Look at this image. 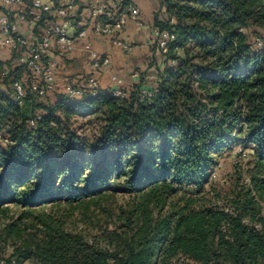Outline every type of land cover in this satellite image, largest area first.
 Returning a JSON list of instances; mask_svg holds the SVG:
<instances>
[{
    "label": "trees",
    "instance_id": "16d2710c",
    "mask_svg": "<svg viewBox=\"0 0 264 264\" xmlns=\"http://www.w3.org/2000/svg\"><path fill=\"white\" fill-rule=\"evenodd\" d=\"M161 4L153 27L175 39L150 99L140 80L121 87L124 97L100 86L36 106L29 89L20 104L11 84L24 70L0 73V213L23 209L0 231L13 243L7 264H264V0ZM79 118L99 123L92 140L74 127ZM238 143L253 151L246 177L212 194L219 160ZM119 193L143 216L122 232L88 239L64 218L27 222L36 208Z\"/></svg>",
    "mask_w": 264,
    "mask_h": 264
},
{
    "label": "built area",
    "instance_id": "2783aa9c",
    "mask_svg": "<svg viewBox=\"0 0 264 264\" xmlns=\"http://www.w3.org/2000/svg\"><path fill=\"white\" fill-rule=\"evenodd\" d=\"M81 2L86 4L82 8ZM129 21L139 29L146 26L140 7L128 4L127 0H0V73L2 77L9 76L13 68L3 64V56L15 53L17 67L39 80L27 85L23 79H13L14 99L22 104L29 89L46 97L56 90L63 57L75 52L80 44L94 73L82 83L67 84L64 92L72 98L94 95L100 88L96 74L109 72L112 60L94 48L90 34L114 37L115 44L130 52L132 46L119 38ZM174 39L175 35L168 30L153 27L149 44L165 53ZM262 47L263 42L257 40V48ZM133 77L138 79L139 73H133ZM111 80L115 86L113 95L124 97L123 80L115 75ZM140 95L141 100H146L152 97V92L143 87ZM35 124L31 121L32 126ZM0 264L7 261L0 259Z\"/></svg>",
    "mask_w": 264,
    "mask_h": 264
},
{
    "label": "rangeland",
    "instance_id": "374dc122",
    "mask_svg": "<svg viewBox=\"0 0 264 264\" xmlns=\"http://www.w3.org/2000/svg\"><path fill=\"white\" fill-rule=\"evenodd\" d=\"M127 2L128 4L133 3L132 0H127ZM157 4L159 6L156 7V14H160L163 17L161 0H157ZM85 5L86 4L81 2V8ZM86 22L87 20H85V23ZM106 55L110 56L108 53H106ZM69 56L70 54L63 57V66L66 65L65 69H67V64L70 58ZM77 56V63H73L70 65V67H68V69L71 70V73L66 76L64 74L61 76L64 81L63 83H57L55 91H63L65 86L69 83H82L87 76L94 73L88 67L89 62L86 55L84 56L82 54H77ZM3 57L5 59L3 60V64L5 66L13 69L17 68L18 60L15 53L4 54ZM83 63L87 65L86 68L80 67ZM166 65L167 63L166 59L164 58V52L154 46L153 51H149V54L138 56V59L134 62V65L129 66V70L126 75H124V78L125 80H129V76H132L133 73H139L142 84L145 86H151L157 80L159 72L164 70ZM60 72L63 73V69H60L59 73ZM96 75L99 78L101 86L103 76L99 73ZM21 77V79H23L27 85H30L32 82L38 83L39 80L36 78V76L24 72H22ZM5 83L6 82L4 81V78L0 76V87L3 90L8 88L6 87ZM129 87H131V85H129L127 88ZM55 91L48 94L46 97L36 96V101H34V104L36 106L47 105L54 99ZM74 127L81 136L88 140H92L99 131V123L91 118L77 119L74 123ZM252 154L253 151L250 145L238 143L230 152H228L223 158L219 160V164L215 168L211 183L207 186V190H211L212 194H214L216 191H220L225 194L231 190L237 179V172H242L243 177H246V170L249 166V163L252 161ZM136 204H140V201L134 197H131L130 194L119 193L115 196L102 200L100 199L90 204H75V206H70L68 204L61 203L57 205H47L36 208L31 211V215L27 222H31L30 224L36 226L40 223L39 218L42 217L52 216L55 218H64L66 221V229L68 231L80 233L86 236L88 239H92L96 236H103L107 230H118V232H122L125 229H123L121 226L125 222L126 218L129 217H132L134 225L137 226V222L140 221L139 219H141L143 216L140 209L136 211L134 208ZM5 209L6 211L0 213L1 232L6 224L15 221L23 212L22 208L14 204L7 205ZM12 252V241L10 239H6L4 241L2 240L0 242V259L7 260L12 255ZM24 264L31 263L27 262ZM180 264L196 263L181 259Z\"/></svg>",
    "mask_w": 264,
    "mask_h": 264
},
{
    "label": "crops",
    "instance_id": "0c3cea01",
    "mask_svg": "<svg viewBox=\"0 0 264 264\" xmlns=\"http://www.w3.org/2000/svg\"><path fill=\"white\" fill-rule=\"evenodd\" d=\"M132 2L133 4L140 7L142 18L145 21L146 26L143 29H139L134 24V22L129 21L126 28L119 34L120 40L132 46V50L130 52H126L121 46L115 44L113 41L114 37L111 36L98 37L95 36L94 34H90L94 48L101 54H106V53L110 54L112 58V65L110 71L106 73H102L103 77L101 82V88L115 87L111 80V77L113 75L118 76L123 80L124 87L138 84V82L141 80L140 75L138 79H135L132 74V76H129L130 77L129 80H125L124 75H126V73L128 72L129 66L134 65V62L138 59V56L140 55L144 56L145 54H149V51H153L154 47L151 46L149 42L152 38V28L154 26L156 7L159 6L157 4V0H132ZM164 11L165 9L162 8V13H164ZM79 45L77 50L72 54H70L69 62L68 64L66 63L67 69H65L66 65H64L62 68L63 73L58 72L57 83L58 82L63 83L64 79L61 77L63 76V74L66 76L71 73V70H69L68 67H70V65L73 63H77L76 60L78 59L77 54H82L85 56ZM86 66L87 65L83 63L80 67L86 68ZM88 67L91 70L89 65ZM144 87L149 88L150 85L147 86L144 85Z\"/></svg>",
    "mask_w": 264,
    "mask_h": 264
}]
</instances>
